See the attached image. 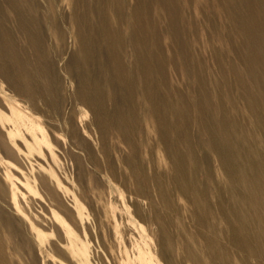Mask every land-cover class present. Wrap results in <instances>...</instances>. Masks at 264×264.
Returning a JSON list of instances; mask_svg holds the SVG:
<instances>
[{"label": "rangeland", "instance_id": "rangeland-1", "mask_svg": "<svg viewBox=\"0 0 264 264\" xmlns=\"http://www.w3.org/2000/svg\"><path fill=\"white\" fill-rule=\"evenodd\" d=\"M0 264H264V0H0Z\"/></svg>", "mask_w": 264, "mask_h": 264}]
</instances>
